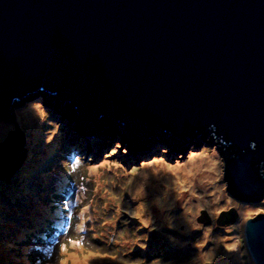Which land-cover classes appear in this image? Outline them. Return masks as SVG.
Wrapping results in <instances>:
<instances>
[{"label":"water","instance_id":"obj_1","mask_svg":"<svg viewBox=\"0 0 264 264\" xmlns=\"http://www.w3.org/2000/svg\"><path fill=\"white\" fill-rule=\"evenodd\" d=\"M18 106L129 161L211 158L244 212L264 203V0H0V129ZM12 133L7 183L28 153ZM245 235L264 264V214Z\"/></svg>","mask_w":264,"mask_h":264},{"label":"rangeland","instance_id":"obj_2","mask_svg":"<svg viewBox=\"0 0 264 264\" xmlns=\"http://www.w3.org/2000/svg\"><path fill=\"white\" fill-rule=\"evenodd\" d=\"M34 117L36 114L23 106L12 108L0 136L1 144L19 125L30 156V164L26 160L10 183L0 180V264H206V258L212 264H255L245 227L249 220L264 214V203L240 212L239 200L228 195L219 172L220 187L216 191L199 193L196 189V198L208 199L198 207L184 178L169 176V165L160 163L162 160L153 152L141 160L129 161L121 154L112 155L120 153L115 145L86 144L70 126L46 123L40 117L41 124L36 126ZM68 147L76 149V157ZM202 158L187 163L183 171H194ZM118 164L121 166L116 167ZM148 164L154 170H149ZM92 167L98 170L92 172ZM136 169L139 171L133 176ZM66 179L75 182L71 189L69 184H62ZM178 184L185 187L175 189ZM61 195L69 196L67 204L59 200ZM113 196L119 198L118 202ZM188 205L190 213L196 208L191 218L184 216ZM64 209L67 215H74L65 220L66 230L50 243V249L30 250L31 244L36 245L39 227L49 218L64 223ZM233 209L238 213L235 222L218 225L220 214ZM140 211L143 215L137 220ZM203 212L210 223L199 221ZM113 219L115 223H107ZM77 223L84 226V232ZM69 241L80 243H69L65 252L60 245ZM237 243L235 251H228ZM201 244L205 247H199ZM96 251L117 259L98 260L88 255Z\"/></svg>","mask_w":264,"mask_h":264},{"label":"bare ground","instance_id":"obj_3","mask_svg":"<svg viewBox=\"0 0 264 264\" xmlns=\"http://www.w3.org/2000/svg\"><path fill=\"white\" fill-rule=\"evenodd\" d=\"M34 120L37 121V125H40L41 124V121L39 120L38 116L36 115V117H34ZM4 128V127H3ZM3 132V129L1 128L0 129V136ZM73 150V152L75 153V155H73L72 157H76V149L74 147L70 148ZM70 153V152H68ZM67 154V153H66ZM71 154V153H70ZM50 156V155H49ZM30 156L28 154V157L26 158L27 160V164H30ZM200 162H198L199 164L196 166L195 170L194 171H189V172H184L183 171V168L182 169H175V174L174 172H169L168 175L171 176L173 179H181V178H184V183L187 185V186H190L191 187V194H190V197H192L193 200H196V204L198 206L199 205H202V204H206L208 199H203V198H196L195 197V193L197 192V188H199L200 190H198L199 193H207L209 192V190H213V191H216L220 185L217 181V178H218V167L216 166V164L212 161L211 158H202L199 160ZM26 162V161H25ZM43 163H46L45 161ZM25 164V163H24ZM154 166V165H153ZM165 166V165H164ZM163 166V167H164ZM149 170H154V168H150ZM149 170H146L148 172H150ZM194 172V174L192 173ZM178 173V174H177ZM179 175V176H178ZM177 176V177H176ZM176 177V178H175ZM219 185V186H218ZM204 186V188H203ZM182 187H185L181 184H178L177 186H175L174 188L175 189H180ZM71 189V187H68ZM8 190V189H7ZM9 191V190H8ZM65 190L63 191H59L58 192H64ZM204 191V192H203ZM154 193H157V192H154ZM57 196H59L60 194L59 193H56ZM147 194H145L143 197L146 199L147 198ZM67 197L69 196H64V195H61L60 198L63 199V200H67ZM199 207V206H198ZM186 214L184 213V216H189L191 218V213L196 209V208H192V212L190 213V210H191V206L188 205L186 208ZM249 209H247L246 211L244 212H247ZM65 211V219H64V223H65V220L67 219V215H66V209L64 210ZM185 211V210H184ZM51 218H55V217H51ZM60 223V221H59ZM66 225V223H65ZM39 237L36 238V241L35 244H38L39 242H43V241H46V238H39V239H42V240H39L38 239ZM32 239V238H31ZM78 264H80L78 262ZM186 264H191V262H187Z\"/></svg>","mask_w":264,"mask_h":264},{"label":"snow or ice","instance_id":"obj_4","mask_svg":"<svg viewBox=\"0 0 264 264\" xmlns=\"http://www.w3.org/2000/svg\"><path fill=\"white\" fill-rule=\"evenodd\" d=\"M120 154H121V153H113L112 155L118 157ZM192 158L195 159V158H196V155L193 154V157H192ZM76 163H77V165H79V164H80V161H77ZM160 163H163V161H160ZM105 166L110 167L111 165L106 164ZM120 166H121V165H119V164L116 165V167H120ZM146 167H149V168H150V167H152V165H151V164H148V165H146ZM90 170H91L92 172H96V171L98 170V168H97V167H92ZM138 171H139L138 169L133 170L131 174H132L133 176H136L137 173H138ZM168 171H169V172H174L175 169L172 168L171 166H169V167H168ZM113 183H114V181H113ZM185 190H186V189H185ZM141 191H143V190H141ZM112 199H113V200H116L117 202H118V200H119V198H118V197H115V196H113ZM105 207H107V205H105ZM142 208H143V205H141V209H142ZM85 211H87V209H85ZM142 215H143V212L140 211V212L137 213V215H136L135 218H136L137 220H140L141 217H142ZM90 218H91V217H89V219H90ZM115 222H116V221L113 219V220H109L107 223H115ZM144 227L147 228L148 226L145 225ZM80 231H81V232H84V231H85V228H84L83 225L80 226ZM142 238H143V239H147V237H142ZM69 243H80V242H79V241H69L68 243H65V244H63V245H60V248H61L63 251L67 252V250H68V244H69ZM117 243H120V241H117ZM136 243L139 244L141 248L144 247L143 244H140V241H136ZM80 246L83 247L82 244H80ZM101 246H102V245H101ZM199 247L204 248L205 245H204V244H201V245H199ZM88 255H89V256H94V258H95V259H98V260H112V261H115V260L117 259V256H115V255H111V256H109V255H107L106 253H102V252H99V251H96L95 253H91V252H90ZM133 258H135V257H133ZM61 264H63V262H61ZM206 264H212V261H207Z\"/></svg>","mask_w":264,"mask_h":264},{"label":"trees","instance_id":"obj_5","mask_svg":"<svg viewBox=\"0 0 264 264\" xmlns=\"http://www.w3.org/2000/svg\"><path fill=\"white\" fill-rule=\"evenodd\" d=\"M19 126V125H18ZM20 127V126H19ZM21 128V127H20ZM223 145V147L225 146V144H222ZM68 148H72V147H68ZM72 182V181H71ZM63 185H66V182H65V184H63ZM69 187H71V184L69 185ZM1 194V193H0ZM2 195V194H1ZM58 199H59V197H57ZM60 200V199H59ZM62 200V199H61ZM67 218H69V216H67ZM61 225L62 224H60L59 223V221H57L55 218H50L48 221H47V224L46 225H41L40 227H39V230H38V232H39V234H38V237L39 238H46V241H43L42 243L43 244H46V242H48V241H54L55 239H56V237H57V234H58V232H59V230H60V228H61ZM64 225H65V223H64ZM73 232H74V230H73ZM38 238V239H39ZM39 240H42V239H39ZM37 245H39V244H36V245H34V244H31V246L29 247L30 248V250H33V249H35V250H38V251H40V248H42V246L41 247H39V246H37ZM21 247H22V245H20ZM37 247H39V248H37Z\"/></svg>","mask_w":264,"mask_h":264},{"label":"clouds","instance_id":"obj_6","mask_svg":"<svg viewBox=\"0 0 264 264\" xmlns=\"http://www.w3.org/2000/svg\"><path fill=\"white\" fill-rule=\"evenodd\" d=\"M250 218H251V215H249L248 219H250ZM145 225L149 226L147 223H145L144 226ZM237 247H238V243H237V245H233V246L229 247L228 251H230V252L235 251ZM206 261H211V259L210 258H206Z\"/></svg>","mask_w":264,"mask_h":264}]
</instances>
